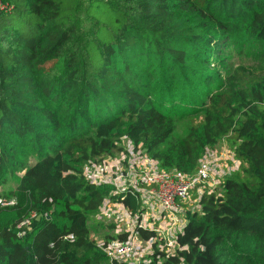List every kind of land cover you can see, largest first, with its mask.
Returning a JSON list of instances; mask_svg holds the SVG:
<instances>
[{
  "label": "trees",
  "instance_id": "obj_1",
  "mask_svg": "<svg viewBox=\"0 0 264 264\" xmlns=\"http://www.w3.org/2000/svg\"><path fill=\"white\" fill-rule=\"evenodd\" d=\"M2 3L0 183L23 174L5 197L13 217L0 206V264H117L90 228L108 192L83 172L119 154L123 137L166 170L194 173L206 146L225 139L241 162L220 197L186 214V249L150 264H264V78L208 98L181 140L167 108L177 93L191 104L212 94L219 78L207 68L217 53L223 64L231 39L264 46V0Z\"/></svg>",
  "mask_w": 264,
  "mask_h": 264
},
{
  "label": "built area",
  "instance_id": "obj_2",
  "mask_svg": "<svg viewBox=\"0 0 264 264\" xmlns=\"http://www.w3.org/2000/svg\"><path fill=\"white\" fill-rule=\"evenodd\" d=\"M5 8L0 0V9ZM125 139V150H121L114 162L105 158L101 164L90 162L84 167L87 181L108 192L95 221L104 225L112 221L119 227H129L122 242L105 247L97 245L117 264H150L157 253L174 257L186 249L180 246L179 237L184 234L186 214L191 210L183 206L191 202L188 205L193 206L192 210L200 211L205 195L220 197L226 178L240 169L241 162L226 144L221 151L206 149L194 173L166 170L142 146L136 147ZM195 189L199 195L191 201L190 194ZM128 199L135 202V209L126 204ZM6 205H15V201L0 199V206ZM141 232L154 236L144 240ZM66 239L73 242L74 236Z\"/></svg>",
  "mask_w": 264,
  "mask_h": 264
},
{
  "label": "rangeland",
  "instance_id": "obj_3",
  "mask_svg": "<svg viewBox=\"0 0 264 264\" xmlns=\"http://www.w3.org/2000/svg\"><path fill=\"white\" fill-rule=\"evenodd\" d=\"M219 56H221L220 53H217L215 56H213L211 60V66L207 68L210 70V72L214 70V77L219 78V84H217V87H215L214 84L212 94L203 92L194 102L195 104H191L189 102L182 103L179 100L180 93H177V95L173 96L175 98L171 100V103L167 104L168 112L175 114V130L173 134V140H181L189 134L190 128L194 125V122L196 120H200L203 114H205L204 112L208 109V98H210L212 102L214 99L221 98L230 88L238 91L241 90L243 86H248V83L251 81H258L264 78V46L261 43L256 42L254 38L245 33H242L241 35L231 39L230 43H227L224 55L221 57L222 59L224 58L222 60L223 64H219ZM216 61H218V63H215ZM52 65V63L48 64L46 66L47 69ZM190 101H193V98ZM226 142L227 140L225 139L214 147L206 146L203 154L205 153L206 149H209L211 152H216L217 150L221 151L223 146L226 145ZM126 144L127 140L125 137L119 139V147L122 150H125ZM118 155L119 154L114 155L113 157L108 156L105 160L112 163L115 161L113 159L118 158ZM103 161L99 160L96 163L101 164ZM34 163H36V159L30 158L28 165H33ZM198 168L199 165L194 172H196ZM178 171L192 173V171ZM22 174L23 173H19L16 176L8 175L6 181L0 183L1 200H5V197H8V193L16 187L18 179ZM190 195V200L192 201L193 198L198 197L199 193L197 189H195ZM189 203L191 202L186 203L183 207L186 210H191V212H196L195 209L192 210V205H188ZM1 207L4 209V211H6L2 215L3 218L7 219L13 217V214L9 212L12 205ZM90 228L92 229L91 235L93 240L100 247L122 242V237L125 230L129 229L127 225L119 227L112 221L106 222V225L98 221H94Z\"/></svg>",
  "mask_w": 264,
  "mask_h": 264
},
{
  "label": "clouds",
  "instance_id": "obj_4",
  "mask_svg": "<svg viewBox=\"0 0 264 264\" xmlns=\"http://www.w3.org/2000/svg\"><path fill=\"white\" fill-rule=\"evenodd\" d=\"M189 212H191V211H189ZM196 212H199V211H196ZM188 213V212H187ZM186 220H187V217H186Z\"/></svg>",
  "mask_w": 264,
  "mask_h": 264
}]
</instances>
